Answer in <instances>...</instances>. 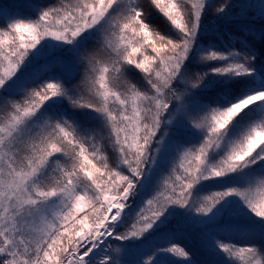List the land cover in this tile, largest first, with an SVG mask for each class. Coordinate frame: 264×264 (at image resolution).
I'll return each mask as SVG.
<instances>
[{
	"label": "snow or ice",
	"instance_id": "6c2138e0",
	"mask_svg": "<svg viewBox=\"0 0 264 264\" xmlns=\"http://www.w3.org/2000/svg\"><path fill=\"white\" fill-rule=\"evenodd\" d=\"M0 264H264V0L0 3Z\"/></svg>",
	"mask_w": 264,
	"mask_h": 264
},
{
	"label": "trees",
	"instance_id": "16d2710c",
	"mask_svg": "<svg viewBox=\"0 0 264 264\" xmlns=\"http://www.w3.org/2000/svg\"><path fill=\"white\" fill-rule=\"evenodd\" d=\"M2 2H5V3H11L12 0H5V1H1V0H0V3H2ZM193 242H194V241H193Z\"/></svg>",
	"mask_w": 264,
	"mask_h": 264
},
{
	"label": "rangeland",
	"instance_id": "374dc122",
	"mask_svg": "<svg viewBox=\"0 0 264 264\" xmlns=\"http://www.w3.org/2000/svg\"><path fill=\"white\" fill-rule=\"evenodd\" d=\"M1 1H5V0H1ZM2 3H5V2H2ZM193 243H195V241Z\"/></svg>",
	"mask_w": 264,
	"mask_h": 264
}]
</instances>
